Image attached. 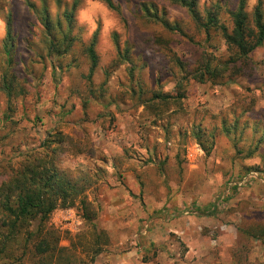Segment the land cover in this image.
Segmentation results:
<instances>
[{"label": "rangeland", "instance_id": "rangeland-1", "mask_svg": "<svg viewBox=\"0 0 264 264\" xmlns=\"http://www.w3.org/2000/svg\"><path fill=\"white\" fill-rule=\"evenodd\" d=\"M113 1L119 11L101 0H0V64L11 15L16 68L28 89L17 100L10 122L4 120L0 93V165H17L21 154L51 143L49 152L60 171L79 186L81 198L97 214L92 224L86 222L77 200L51 217L50 224L61 233L60 245L69 248L76 264H264V244L246 232L264 225V148L252 158L243 156L264 134L254 135L249 114L243 115L252 97L256 109L264 110V46L252 54L254 77L190 82L183 109L155 118L139 104L134 90L146 84L176 93L182 77L170 72L163 47L169 45L190 63L197 48L173 36L144 9L155 6L151 9L160 17L184 25L188 16L173 0ZM238 1L199 0L202 9L220 2L226 20L227 9ZM256 4L249 0L250 10ZM66 12L75 14L78 41L66 56L51 59L44 42L45 16L56 24ZM96 32L100 63L90 77L84 48ZM208 45L213 65L228 59L219 34L213 35L214 48ZM218 113L234 120L233 113L240 116L242 156L222 137L207 156L194 138V122L208 123L212 131L221 121ZM256 121L264 127V121ZM257 165L262 171L239 182L240 190L229 188ZM248 180L252 182L244 185ZM220 199L216 215L198 213ZM96 233L102 237V251L92 261ZM21 253L15 244L8 255L13 258L0 257V264H31L19 260Z\"/></svg>", "mask_w": 264, "mask_h": 264}, {"label": "trees", "instance_id": "trees-1", "mask_svg": "<svg viewBox=\"0 0 264 264\" xmlns=\"http://www.w3.org/2000/svg\"><path fill=\"white\" fill-rule=\"evenodd\" d=\"M101 1L111 10L119 11L113 0ZM173 1L187 14L188 20L185 24L192 26L193 31H188L185 28L186 25L181 22H170L160 17L159 13H154L151 9L156 8L155 6L146 7L144 12L154 20L160 21L173 36L183 37L186 43L195 46L197 50L194 51L193 61L190 63L182 61L169 45L165 44L166 46L163 47L168 58L170 72L176 77H182L177 84L176 93H165L148 88L146 84H140L139 91L134 90L139 104L155 118H161L171 110L177 112L183 109V99L190 82L200 84L213 82L215 84L227 83L231 77L236 76L248 79L254 77L255 64L252 54L264 46V0H257V4L251 10L249 0H239L235 8L227 9V20L222 17L220 2L212 6L205 5L202 9L199 0ZM74 15L73 12H66L63 19H59L56 24L50 21L48 15L45 16L46 40L44 42L49 50V58H62L76 45L78 38L73 34ZM55 32L61 36L55 35ZM214 34H219L230 53L227 60H220L221 63L217 65H213L206 51L208 44V48H214L211 46ZM197 36L203 39L197 41ZM97 42L98 32L92 36L84 48L91 63L90 77L94 75L100 63ZM158 42L160 45L163 44L160 38ZM117 46L120 55L122 54L120 43ZM14 48L15 37L10 15L3 46L5 59L0 64V93L5 100L4 120L6 122L12 121V116L17 110V100L28 94L27 80L16 68ZM128 52L124 56L126 61L129 59ZM220 78L222 79L217 81ZM132 79L134 80L133 74ZM256 101V97H252L250 104L248 103L243 111L246 112L243 115L249 114L247 120L253 126L254 135L264 130V127L259 128V124H256L258 119L264 121V110L256 109ZM233 116L235 120L229 119L226 114L218 113L217 117L221 121L214 126L212 131L208 123L194 122V138L207 156H211L217 140L221 137L233 143L236 155L242 156L245 153L238 145L240 137L237 136V132L240 130V116L236 113H233ZM215 118L216 116L213 117L214 120ZM250 119L255 122L251 123ZM0 131H2L1 127ZM50 144L49 142L41 144L38 148L21 154V160L16 163L17 165L13 161L0 165V257L13 258L8 255L17 244L22 252L19 257L21 261L27 259L31 264H76L75 256L69 252V248L60 245L61 233L50 224L51 217L60 208L74 207L77 200L83 206V219L86 222L92 224L97 214L91 209V204L81 198L79 186L68 179L63 171H60L56 156L50 155ZM263 146L264 134L259 136L256 146H250L243 156L252 158L262 151ZM51 153L56 154V151L51 149ZM259 171L262 170L258 165L248 169L247 173L238 181L232 182L229 188L240 190L243 186H238L239 182L245 180L251 173ZM221 203V199L214 201L198 213L203 216H214L220 210ZM246 232L264 244V225L256 224ZM101 239L100 233H96L92 261L102 251L99 246Z\"/></svg>", "mask_w": 264, "mask_h": 264}, {"label": "clouds", "instance_id": "clouds-1", "mask_svg": "<svg viewBox=\"0 0 264 264\" xmlns=\"http://www.w3.org/2000/svg\"><path fill=\"white\" fill-rule=\"evenodd\" d=\"M95 7H99V5H95Z\"/></svg>", "mask_w": 264, "mask_h": 264}]
</instances>
